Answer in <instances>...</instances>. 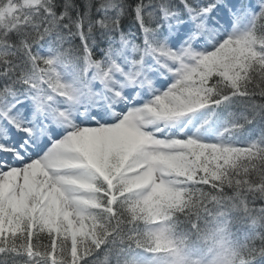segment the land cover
I'll return each mask as SVG.
<instances>
[{"label":"snow or ice","instance_id":"obj_1","mask_svg":"<svg viewBox=\"0 0 264 264\" xmlns=\"http://www.w3.org/2000/svg\"><path fill=\"white\" fill-rule=\"evenodd\" d=\"M0 264H264V0H0Z\"/></svg>","mask_w":264,"mask_h":264}]
</instances>
